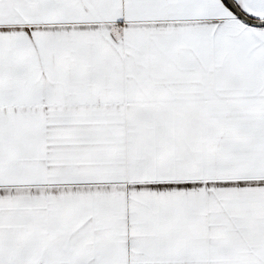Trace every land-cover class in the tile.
Masks as SVG:
<instances>
[{
	"label": "snow or ice",
	"instance_id": "1",
	"mask_svg": "<svg viewBox=\"0 0 264 264\" xmlns=\"http://www.w3.org/2000/svg\"><path fill=\"white\" fill-rule=\"evenodd\" d=\"M0 264H264V0H0Z\"/></svg>",
	"mask_w": 264,
	"mask_h": 264
}]
</instances>
